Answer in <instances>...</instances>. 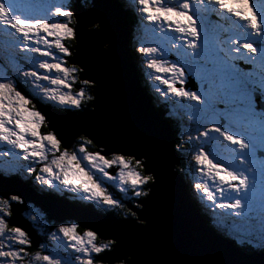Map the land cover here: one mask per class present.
<instances>
[{
    "label": "rangeland",
    "instance_id": "rangeland-1",
    "mask_svg": "<svg viewBox=\"0 0 264 264\" xmlns=\"http://www.w3.org/2000/svg\"><path fill=\"white\" fill-rule=\"evenodd\" d=\"M125 3L127 7H131L132 12L136 16L137 19V26L135 28V35L137 36L132 42H134V49L139 52L141 47H159L165 49L164 59L168 61L165 64V67H171L173 63L176 64L177 67L184 66L185 70V78L184 83L181 84L179 81H173L172 73H157L155 69H149L147 67L149 61L154 57H158L159 53L151 54V53H141V57L139 61L140 70L143 77V81L148 83V88L150 89L153 97L156 98L158 102L159 100H164L166 102V106L164 107L165 115L169 119L175 122V125L178 128L177 132V141H176V149L181 152L182 156V168L181 171L187 176L188 181L190 182V191L197 200L200 207L206 211L208 210V216L211 218V221L214 222V225L217 229L221 230L222 232L226 233L230 236V238L238 245L241 243L247 244L248 248L252 247H264V93L261 91V85L264 84V62H261V51H258L254 57L255 63H249L244 58L250 56L246 49L242 48V44L245 42H251L253 47L260 48V40L257 36L253 34L252 29L249 27L248 22L244 21L234 15L231 17L232 14L228 13L226 10H222L219 8L218 5L214 3V0H209L214 3V7L217 9V19L215 23L218 22L219 17L222 15V21L224 23H228L227 18L232 20L233 28H229L227 26L226 34H222L219 38L220 43L222 45L218 46L217 38L218 34H214L215 38L208 32L205 31L203 25L199 23L198 13H200L195 7V0H188L190 4L189 14L192 16L193 20L196 22L197 30L200 33V38L197 43L201 44L202 46L205 45L209 50L210 53H213L215 56L218 57H225V53H228V57L231 61H239V67L237 64L232 63L235 67L239 70V73L246 77L245 85L246 88L251 91L252 95V103L254 107H259L260 109H255L257 113V117L254 123L247 127H242L237 125L231 121L225 120L223 118H219V122L213 119H204L202 118L201 110L204 108L202 103H198L197 101L188 100L185 97H178L175 94L171 93L166 85L160 83L155 79L156 75H160L162 79H169L174 83L176 87H183L185 91H195L201 95L202 100L206 97L204 96V92L207 90V84L202 83L201 80L197 78L196 75L189 72L187 64L184 63L183 59V52H191V49H187L186 47L183 49H174L172 47L173 44L179 45L180 41L176 40L177 36H180L179 33L173 31L174 25L169 26L168 24L163 25V30H161V25L159 22H150L147 19V14L142 11V6L139 3V0H121ZM92 2V0H91ZM185 0H159V3H163L165 6L171 7H178L180 4L184 3ZM69 0H25V9L20 13V15L28 18V19H39L49 24L55 23H67V18L63 17L56 13V8H61L62 10L70 11L69 10ZM92 4V3H91ZM199 4V3H198ZM255 11L257 12L258 17L262 22H264V0H253ZM158 4H150V10L154 11L155 7ZM208 8L209 5L206 6L207 16L210 20L211 25L214 23L213 18L211 19L210 15H208ZM215 14L216 11L214 12ZM261 15V16H260ZM0 23V83H8L10 84L16 91H20L18 89V84H15L14 79L18 78V82L25 90L29 92L27 94L21 92L25 98H35L36 100L42 101L49 105L56 106L60 109H68L74 110L69 106L60 105L58 100H46L45 97L51 99L52 93L50 91H45V89H51L56 87V91L59 94L68 93L75 96L79 91H84V96H88L89 91H91L92 84L83 86L84 79H78L79 69L76 65L68 63L66 61L67 57L63 56L59 53V50L55 48V41L56 39H60L63 42V38L70 39L69 37L61 36L57 37L55 34L49 36L43 30H40L38 34L30 35V39L26 42L24 41L22 35L12 29L10 26ZM70 26V25H69ZM130 26V23H129ZM71 27V26H70ZM93 28V27H92ZM243 29H247L251 35L247 38L242 37L243 35L240 34ZM131 30V29H130ZM35 31V30H34ZM239 34V35H237ZM44 41H48L46 44ZM39 42V43H37ZM65 47L68 49L69 46L64 44ZM27 47H38L42 51L50 50L55 58L48 57L44 58L41 57L38 53H32L27 50ZM71 51V50H70ZM241 52V55L238 57H232L233 55H237ZM36 54V56H34ZM40 59H48L51 63L62 62L64 67H67L69 70L76 68L78 71L70 72V74L65 77L64 73H56L53 70V75L57 78L66 79L70 84L71 88H64L60 86H52L49 81L37 80L31 76L25 77L24 72H30L33 70L34 62H38ZM237 59V60H236ZM209 58H203L200 60V64L204 67L211 69L213 67L212 62ZM212 65V66H211ZM4 69L8 70V74H4ZM40 74H43V70H39ZM14 76L13 80L8 79V75ZM27 80V81H26ZM195 84L194 90L192 88L185 87L187 83L194 82ZM148 81V82H147ZM149 91V90H148ZM149 91V92H150ZM255 93L259 94L260 101H254ZM91 94L89 93V96ZM13 96V103H15L14 96L15 93H12ZM30 99V98H29ZM84 101V97L81 99ZM7 103V101H5ZM29 111H36L33 105L28 104ZM224 109V108H223ZM220 109V110H223ZM263 109V110H261ZM47 122V121H45ZM14 123V122H13ZM12 125H9L11 127ZM214 126H220L221 130H227L230 134L236 133L240 139H243L245 142H248L250 139L253 141L254 147L252 150H237L238 157L235 159H241L243 161L242 168L238 169L235 165L230 162L228 159L225 160L226 157H229L232 150L229 149L232 147L230 145V141H225L223 137L219 136L218 133H214L208 131L212 129ZM208 131L207 136L199 135L201 132ZM51 132V131H50ZM39 133L41 130L39 129ZM31 138V137H28ZM90 140L86 136H78L76 138L75 146L78 149L83 146L85 147V152L80 153L79 150L72 148L71 150L75 151V154L78 155L80 160L81 166L85 167V170L88 171L90 174L93 175L94 179L97 183L101 185L103 188V193L99 198H92L95 200L101 209L107 210L108 208L112 207V209H120L115 208L117 204L106 205L103 196L109 195L115 201L117 198L115 196L114 191L119 192L124 198L129 199L128 195L132 197H140L135 195V191H141L143 186L137 188L135 191L132 189L130 184H123L119 179V170H116L113 175L109 174L106 177L102 172H100L97 168H94L92 165L89 164L87 160H84V156L88 154H97L94 149L90 146H95L93 142L87 143ZM184 141H192V145H184ZM74 143V142H73ZM207 143H211L207 145ZM232 144V143H231ZM0 145L3 146H10L5 141H0ZM47 142H45V147ZM73 145V144H72ZM207 145L208 150L204 151V147ZM49 147V146H48ZM88 147V148H86ZM14 153H8L7 155L2 156L0 154V168L6 170V172H17L22 173L23 170H19L20 166H24L25 171H29L26 167L35 164L37 159L32 158L29 155V159H24V156L27 154L24 151L23 154H19L18 148L12 147ZM7 149V148H4ZM104 149V148H103ZM235 149V148H234ZM48 148H45V152ZM69 151V148L65 149ZM100 150V149H98ZM54 149H52V152ZM44 152V153H45ZM200 152H204L205 155L208 156L209 159L213 161V163H217L220 168H226L229 171L235 172H243L245 175L248 173L249 177V185L250 189L248 190V197L245 201H242L245 205L251 202V207L245 206L241 211L242 214L240 216L235 215V211L233 209H221L218 207L221 203H229L234 202V200H230L229 198L235 196V193L231 191H225L223 196L221 193L217 192V187H223L227 189L226 184H222L219 181L218 176L213 172L209 173L207 171V165L201 166L196 161V156L199 155ZM5 153V152H4ZM109 156H106V159L112 158V153H109ZM52 154H48L50 157ZM143 160V158H141ZM47 164H51V159H48ZM232 160V159H231ZM25 161L27 163H25ZM44 162V161H43ZM37 164V163H36ZM102 166V162H100ZM43 166H41L42 168ZM40 168V169H41ZM53 168L55 166L53 165ZM20 169H22L20 167ZM110 169V168H109ZM119 169V168H118ZM256 170L257 172H261L262 174L258 177L250 176L252 170ZM108 169H105L107 171ZM141 173V170L138 169ZM247 172V173H246ZM28 174V173H26ZM142 174V173H141ZM224 172H220L219 175H224ZM40 176L45 179H51L47 174L39 172ZM144 175V174H142ZM36 180V177L34 178ZM74 179L75 183H80L81 180L77 178ZM38 185H45L43 184L42 180L36 181ZM56 184H52L51 186L48 185L46 188H54L69 191L67 188H73L72 186H64L59 183V181H54ZM239 181H233V184H237ZM252 182V183H250ZM200 183L205 185L212 191L213 195L215 196V200L210 201L207 199V196L204 194L203 189H197L195 185ZM258 187L257 185H260ZM90 189L92 188L91 183L87 185ZM64 187V188H63ZM111 188L112 193H110L109 188ZM80 194L78 195V199H87L91 193H84L83 191H78ZM209 201V202H208ZM120 211V210H119ZM121 212V211H120ZM122 214V213H121ZM138 222H142L137 220ZM211 222V223H212ZM247 224L248 230L247 231H239L237 226L240 224ZM45 231V230H44ZM88 231V230H87ZM92 231V230H91ZM84 233H80L78 228H72V233L70 236L74 234L77 238H83L85 242H87V237L84 236ZM8 239V236H5ZM100 238H96L93 243L96 246H103L106 243L104 240H98ZM0 240L4 245H7L6 241L4 240V235H0ZM70 240V238H69ZM109 240H107L108 243ZM10 243V241H9ZM74 241L69 242V248L67 244L61 245L59 249H49L46 254L40 255L41 259L38 263L35 264H47L46 261H43L42 257L45 255L50 256V258L59 261V264H81V261L85 258L82 254L78 253V257H76V262H72V260L68 261L65 258V255L69 252L73 251V247L71 244ZM7 250V248L5 249ZM95 255V254H94ZM71 258V257H70ZM36 261V256L34 258ZM94 264H100L99 262H94ZM122 264V263H116Z\"/></svg>",
    "mask_w": 264,
    "mask_h": 264
},
{
    "label": "water",
    "instance_id": "water-1",
    "mask_svg": "<svg viewBox=\"0 0 264 264\" xmlns=\"http://www.w3.org/2000/svg\"><path fill=\"white\" fill-rule=\"evenodd\" d=\"M119 6L123 8L118 0H90L89 8L82 0L72 3L76 37L72 55L66 59L84 69L79 71L78 79L95 82L90 105L77 112L59 111L37 102L36 105L46 117L47 128L55 129L63 147H69L76 137L83 135L103 147L104 151L95 149L102 154L147 148L149 156L141 158L147 160L149 171L143 172L154 174L157 179L151 183L149 195L138 200L141 207L136 210L137 220L142 223L88 209L76 210L75 215L70 205L67 209L71 215L64 214L61 205L51 202L59 200L45 197L50 200L49 217H75L80 227L89 228L100 239L116 237L119 245L107 259L110 262L125 257L136 264H264V250L246 253L222 235L218 238L202 209L196 206L197 200H191L193 194L175 171L180 159L174 148L175 134L157 112L145 84L140 82L130 50L129 21L126 11L121 12ZM194 83L191 81L185 87L194 89ZM254 101L260 100L254 97ZM9 186L14 193L21 191L20 187ZM14 218L9 223L34 238L27 222Z\"/></svg>",
    "mask_w": 264,
    "mask_h": 264
},
{
    "label": "snow or ice",
    "instance_id": "snow-or-ice-1",
    "mask_svg": "<svg viewBox=\"0 0 264 264\" xmlns=\"http://www.w3.org/2000/svg\"><path fill=\"white\" fill-rule=\"evenodd\" d=\"M142 6V11L147 14V19L150 22H159L161 30L163 25L168 24L169 26L174 25L173 31L179 33L180 36L176 37L177 41H180L179 45L173 44L174 49H191V52H183L184 63L187 64L189 72L197 76L202 83L207 84V90L204 92L205 99L202 100L200 94L195 91H185L183 87H176L174 83L169 79H162L160 75H156L155 79L160 81L161 84L166 85L168 90L178 97H185L188 100L197 101L202 103L204 108L201 110L202 118L213 119L219 122V118L231 121L242 127H247L255 122L257 113L254 110L252 103L251 91L246 88L245 80L246 77L239 73V70L229 62L230 58L228 53H225V57L215 56L210 53L205 45L197 43L200 38V33L197 30L196 22L189 14L190 4L188 0L180 4L178 7L165 6L163 3H159V0H139ZM214 3L219 6L220 9L226 10L228 13L248 22L249 27L252 29L253 34L260 40V48L253 47L251 42H245L242 44V48L246 49L249 54L244 59L249 63H255L254 57L258 51H261V62H264V22L260 20L255 11L253 0H214ZM150 4H158L154 11L150 10ZM95 2L93 7H95ZM25 9V0H0V23L6 24L20 33L24 41L30 39V35L38 34L40 30H43L49 36L55 34L57 37L65 36L69 38L76 37V31L73 27H70L68 23H55L49 24L39 19H28L20 13ZM56 13L70 18L73 16L72 11L62 10L56 8ZM35 30V31H34ZM101 30H103V24H101ZM99 33H97L98 35ZM46 44L48 41H44ZM39 43V42H37ZM55 48L59 50V53L65 57L72 55L70 49L64 46L60 39H56ZM27 50L32 53H38L41 57L55 58L54 54L50 50L42 51L38 47H27ZM140 53H151L159 56H154L148 63L149 69H155L157 73H172L173 81H179L184 83L185 70L184 66L177 67L175 63L172 66L165 67L168 63L165 60L164 54L165 49L159 47H141ZM203 58L211 59L213 67L211 69L204 67L199 62ZM64 61L51 63L48 59H40L38 62H34L33 70L30 72H24V76H31L37 80L49 81L52 86H60L64 88H71V84L66 79L57 78L54 76L53 70L56 73H64L67 77L70 72H76L78 69L73 68L69 70L63 66ZM39 70H43V74H40ZM83 71L84 69H79ZM95 82L90 79H84V85L94 84ZM52 93L51 99L58 100L60 105L69 106L70 108L83 111L81 107V99L84 97V91H79L75 96L63 93L59 94L56 91V87L51 89H45ZM261 91L264 93V84L261 85ZM15 93L13 103L12 93ZM92 99V97H88ZM7 101V103H5ZM29 100L21 94L20 91H16L8 83H0V141H5L7 144L14 148H18L27 153L24 159H29V155L36 159L44 161L46 159L45 142L51 147V149L58 150L61 146L60 139L57 137L55 129L49 132L47 135H41L39 129L41 123L45 121L46 117L39 111H29L28 109ZM223 104L225 108L223 110L218 109L217 105ZM14 122V123H13ZM9 125H12L9 127ZM214 133H218L219 136L223 137L225 141H230L232 144L239 145L240 149L252 150L254 147L253 141L250 139L245 142L240 139L236 133L230 134L227 128L221 130L220 126H214L208 130ZM208 131L201 132L199 135L207 136ZM31 137V138H28ZM88 140L87 143H91ZM80 153L85 152V147L79 148ZM8 153L5 152L4 155ZM141 156L148 157L149 151L144 148L140 151H122L115 150L111 159H106L105 155L88 154L84 156V160H87L90 165L97 168L106 177L109 173L105 169L119 168V179L123 184H130L132 189L135 191L137 188L143 186L147 187L149 182L153 184L156 182V176L154 174L142 175L138 169H144L146 172L149 171V164L147 160H142ZM196 161L199 165H207V171L209 173H215L219 181L222 184L227 185V189L223 187H217L216 191L221 193L223 196L224 192L231 191L235 193V196L230 197V200L234 202L221 203L218 205L221 209H233L235 215L240 216L241 211L245 206L251 207V202L247 205L242 203L248 197V190L250 189L249 177L243 172L229 171L226 168H220L217 163H213L211 159L205 155L204 152H200L196 156ZM102 162V166L100 164ZM53 165L55 168H53ZM34 171V169H29ZM42 173L47 174L51 179H45L40 175L36 176V180H42L43 184L51 186L54 181H59L64 186H72L75 191H83L84 193H91L87 198H99L103 193V188L99 183L96 182L93 175L85 170V167L81 166L80 160L77 154L69 155L67 152L61 153L56 156L51 164L45 163L40 169ZM220 172H224V175H219ZM80 179V183H75L74 179ZM8 177L0 176V235L5 234L7 227V217L13 214L16 206L22 204L23 201L19 193H13L11 190H6L3 185V181ZM233 181H239L237 184H233ZM91 183L92 188L90 189L87 185ZM197 189H203L204 194L210 201L215 200V196L212 191L205 185L197 183L195 185ZM136 196H148L149 193L144 191H135ZM103 200L106 205H112L119 203L115 201L111 196L104 195ZM248 225L240 224L237 226L239 231H247ZM8 233L11 235L8 237L10 243L7 245L0 244V264H17L18 260L23 259V255H27L25 249H15L14 244L21 246L30 245L28 236L21 227L7 228ZM60 232L65 237H69L70 241H74L71 244L76 253L82 254L85 257L81 264H94L96 260H100L103 264L102 253L111 251L114 247L119 245V241L116 237L109 240L107 244L103 246H96L93 241L96 239V233L94 231H86L84 236L87 237V242L83 238H77L72 233V229L61 227ZM14 242V243H13ZM7 248V250H5ZM23 254V255H22ZM95 254V255H93ZM36 259L40 260L39 254L36 255ZM43 261L47 264H59L50 256L45 255L42 257ZM125 264H136L135 260L125 261Z\"/></svg>",
    "mask_w": 264,
    "mask_h": 264
},
{
    "label": "flooded vegetation",
    "instance_id": "flooded-vegetation-1",
    "mask_svg": "<svg viewBox=\"0 0 264 264\" xmlns=\"http://www.w3.org/2000/svg\"><path fill=\"white\" fill-rule=\"evenodd\" d=\"M8 73H9L8 70L4 69V74H8ZM13 78H14V76H12L10 74L8 75V79L13 80ZM14 82H15V84H18V78H15ZM18 86H19V84H18ZM83 86H86V85H83ZM29 98L26 97V99L29 100V104L33 105V107H35V110L39 111L41 113V111L38 109L36 103H33L31 101V99H29ZM40 98H44L46 100H52V99H48V98H45V97H40ZM90 103H91V101H81V107L82 108L86 107V106L90 105ZM51 105H48V106L53 107L54 109H60V108H58L56 106H51ZM76 111H79V110H76ZM170 122H171L172 127H173V125L175 126V122L174 121L170 120ZM40 130H41V133L44 134V135H47L51 131L50 129H48L46 127L44 122L41 123ZM4 148H7V149H4ZM45 148L46 149L48 148V150L44 153V155L46 157L44 162L39 160V158H36L37 160H39V161L36 162L37 164L35 163V164H32V165L26 167L28 170L31 168V169H34V171H30V170L29 171H25L24 166H20L22 169H20V167H19V170H23V172L19 174L17 172H10V171L6 172V171H4L5 168H3V169L0 168V176H4V177H8V178H10L9 176L18 177L21 180H23L24 182H26L27 184L31 185L32 187L38 188V189H40L42 191L47 190V189H51V188H46V187H48V185H44V186L43 185H38L37 182H36L37 180H35L34 178L39 174L41 166H44L45 163H48V161H49L48 159L52 160V159L55 158L54 156H50L49 157L48 154H54L55 152H58V155H60V153L64 150V148L62 146H60V148L58 150H54L53 152H52V149H51L50 146L49 147L47 146ZM19 151L20 152H18V153L23 154L22 153L23 150L19 149ZM4 152L14 153V150L10 146L0 145V153H4ZM25 163H27V162L25 161ZM26 173H28V174H26ZM3 183L5 184V187H8L6 189V190H8L9 187H10L9 186L10 185V181L8 179H6V180L3 181ZM54 184H56V182H54L53 185ZM9 190H11V189H9ZM11 192H13V190H11ZM138 200H140L139 197H134V198L127 199V200L122 198L121 202H119L117 207L120 208L119 210L121 211V213L125 217H127V216H129L130 214L133 213V211H132L133 208L132 207H134V206H136L138 204ZM22 201H23L22 204H19V205L16 206L15 211L17 212V214H19L20 216H22L23 218H25V219H27L29 221L28 224L30 225L31 228H33V230H34V232L36 234H38L41 237V234H42L41 230L47 231V230H52V228L53 229L56 228V222H55L54 219H48L47 216L44 215V212H42L38 207L34 206L30 201H28V200H26V201L22 200ZM33 212H35V213L33 214ZM11 227H14V226H10V225L7 224L5 232H6L7 228H11ZM29 241H30V239H29ZM41 242H42V240L40 242H38L36 245H32L30 243V245H27V246H21L19 244H16L15 245V247H16L15 249H20V248L23 247L25 249V252H27V255H23L22 254L23 255V259L22 260H18L17 264H35V263H38L39 260L36 259V261H35L34 258H35V256L37 254H39V255L43 254L44 245H43V243L41 244ZM28 247H32L34 249L30 250V249H28Z\"/></svg>",
    "mask_w": 264,
    "mask_h": 264
},
{
    "label": "trees",
    "instance_id": "trees-1",
    "mask_svg": "<svg viewBox=\"0 0 264 264\" xmlns=\"http://www.w3.org/2000/svg\"><path fill=\"white\" fill-rule=\"evenodd\" d=\"M89 0H83L82 2H83V4L87 7L88 5H89V2H88ZM70 2V1H69ZM72 3V2H71ZM71 3H69V10H70V7L72 6V4ZM125 8L127 9V11H126V16H127V18H128V21H129V23H130V29H131V35H130V50H131V53H132V55H133V57H134V59H135V65H136V70H137V73H138V76H139V79H140V82L142 83V84H145V82L143 81V79H142V74H141V71L137 68V65H138V67L140 66V64H139V61L138 60H140V57H141V53L140 52H137L135 49H134V42H132V40H134L137 36L135 35V28H136V26H137V19L135 18V16H134V14H133V12H132V9L130 8V7H127V6H125ZM209 14V13H208ZM213 16V15H212ZM68 20H67V23L71 26V27H73V25H74V19L71 17L70 18V20H69V18H67ZM63 42H64V44L66 43L67 44V46H69V48H70V50L72 51L73 50V46H74V39L73 38H70V39H65V38H63ZM237 60V59H236ZM67 61V60H66ZM238 61V60H237ZM239 62V61H238ZM145 86V85H144ZM146 88H148V84L146 85ZM88 93V96H84V101H90V99H88V97H91V95L89 96V92H87ZM149 94H150V96H151V98L153 99L152 101H157L156 100V98H154L153 97V94L152 93H150L149 92ZM31 101H33V100H31ZM160 101V102H159ZM158 102H156V107H157V110H158V112L160 113V114H165L164 113V107H165V104H166V102H164V100H159ZM162 101V102H161ZM169 120H171V119H169ZM173 129H174V131H176L177 130V126L175 125H173ZM51 156H54V157H56V156H58V152H55L54 154H52ZM180 171V170H179ZM109 188V190H110V193H112V190H111V188L110 187H108ZM147 190V187H144L141 191H146ZM148 191V190H147ZM113 192L115 193V195L116 196H118V194H117V192L116 191H114L113 190ZM192 201H195V198L192 196ZM196 204H197V202H196ZM195 204V205H196ZM87 206H89V207H92L90 204H88ZM196 206H198V207H200L199 205H196ZM115 208H118V207H115ZM201 208V207H200ZM199 208V209H200ZM112 212H114L116 215L115 216H117V217H122L123 215L121 214V212L118 210V209H112ZM100 240V239H99Z\"/></svg>",
    "mask_w": 264,
    "mask_h": 264
},
{
    "label": "clouds",
    "instance_id": "clouds-1",
    "mask_svg": "<svg viewBox=\"0 0 264 264\" xmlns=\"http://www.w3.org/2000/svg\"><path fill=\"white\" fill-rule=\"evenodd\" d=\"M83 1V0H82ZM119 1V0H118ZM73 3V0H70V3ZM120 2V1H119ZM71 3V4H72ZM83 3V2H82ZM72 7V6H71ZM71 7H70V11H72L71 10ZM122 7H124V6H122ZM126 9V8H125ZM124 9V10H125ZM126 11V10H125ZM198 11H200V10H198ZM134 14V13H133ZM260 14V13H259ZM259 14H257V15H259ZM135 16V15H134ZM72 18H73V16H72ZM135 18H136V16H135ZM199 18V17H198ZM74 19V18H73ZM228 20V23L226 24V23H224L223 21H222V19H221V21L219 22V25L221 26V27H223V29H219V31H221V32H225L226 31V29H227V26L229 27V28H232V23H230L231 22V20L230 19H227ZM202 20H200L199 19V23H201L202 25H203V27H204V29H205V31L206 32H208V33H210L211 35H212V33L208 30V28H207V26L204 24V23H202L201 22ZM214 22H215V20H214ZM210 24V26L211 27H213V25L214 24H212L211 25V23H209ZM74 26V25H73ZM129 29H130V26H129ZM131 31V30H130ZM213 32H215V30L213 29ZM130 35H131V32H130ZM130 35H129V41H130ZM238 67H239V65H238ZM143 78V77H142ZM144 80V79H143ZM194 82H195V84H196V86H197V83H196V81L194 80ZM145 85H147V83L145 82ZM194 90V89H193ZM167 121L169 122V120L167 119ZM169 123H171V122H169ZM171 127H172V125H171ZM173 128V127H172ZM178 130V129H177ZM174 131V134H175V142H174V146H176V141H177V139H178V137H177V132L178 131ZM184 142H186V141H184ZM209 144H211V143H209ZM190 145V144H189ZM192 145V144H191ZM206 150H208V148L206 149ZM179 157H180V159H179V161H178V166H179V169L182 167V156L179 154ZM226 160V159H225ZM227 161V160H226ZM188 180V179H187ZM187 180L185 179V182H187ZM188 188H189V190H190V186H188ZM202 209V208H201ZM202 211L204 212L205 210H203L202 209Z\"/></svg>",
    "mask_w": 264,
    "mask_h": 264
},
{
    "label": "bare ground",
    "instance_id": "bare-ground-1",
    "mask_svg": "<svg viewBox=\"0 0 264 264\" xmlns=\"http://www.w3.org/2000/svg\"><path fill=\"white\" fill-rule=\"evenodd\" d=\"M89 2V5L87 6L88 8L90 7V0L88 1ZM119 8H120V11L122 12V11H124V9H125V7H123V8H121L120 6H119ZM211 19H212V17H211ZM210 21V20H209ZM104 44H107V43H104ZM148 82V81H147ZM148 84V83H147ZM146 86V85H145ZM149 91H150V89L149 88H147ZM150 93H151V91H150ZM169 129H170V131L171 132H173L174 133V129L171 127V123H169ZM186 184H187V186H190V182L187 180V182H186ZM47 195H49V193H47ZM57 197H59V196H57ZM60 198V197H59ZM61 199V198H60ZM69 200L70 201H72V195H70L69 196ZM78 201V199L75 201V203ZM71 204V203H70ZM204 213V215L206 216V215H208V216H210L208 213V210L206 209V211H204L203 212ZM211 217V216H210ZM207 218V217H206ZM207 220H208V222H209V224H210V226H212V223L210 222V220L207 218ZM221 234V233H220ZM222 235V234H221ZM4 240L6 241V243L7 244H9V241L7 240V238L6 237H4ZM28 249H34V248H32V247H28Z\"/></svg>",
    "mask_w": 264,
    "mask_h": 264
}]
</instances>
